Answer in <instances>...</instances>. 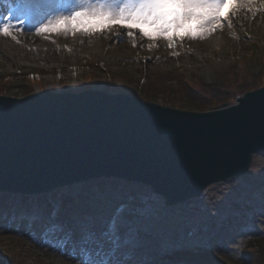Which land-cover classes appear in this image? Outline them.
Returning a JSON list of instances; mask_svg holds the SVG:
<instances>
[{
  "label": "rangeland",
  "instance_id": "374dc122",
  "mask_svg": "<svg viewBox=\"0 0 264 264\" xmlns=\"http://www.w3.org/2000/svg\"><path fill=\"white\" fill-rule=\"evenodd\" d=\"M245 2L235 0L230 1V5ZM18 3L19 0H4L0 4L4 10L0 24L18 15L15 23L23 20L21 27L28 25L30 20H34L32 29L43 25V14L35 16L34 12L19 11ZM252 3L255 14L240 8L238 14L233 16L226 8L227 20L211 36L204 40L178 41L174 49H169L166 41L158 40L149 51L151 42L138 35L137 46L133 47L124 31L120 32L122 42L114 33L75 37L69 34L65 38L51 33L31 38L16 34L19 43L10 37L0 36V85L8 90L0 95L25 97L28 89L31 91L29 94L45 90L80 92L101 89L125 92L139 98L136 95L138 92L155 94L157 100L141 99L169 106L172 101H181L177 95L181 99L189 98L192 93H188L190 87L203 88L213 98L226 95L230 87L236 86L240 80L248 84L244 87L251 89L240 95L256 90L264 87L262 84L250 85L251 80L264 76V11L260 10L264 0H252ZM10 10L14 11V15L7 16ZM45 10L47 16L51 9ZM39 19H42L41 22ZM228 22L232 23V28L227 27ZM173 53L179 55L174 56ZM253 86L258 88L252 89ZM195 99L198 100L197 97ZM223 104L225 102L221 101L217 107ZM74 188L99 189L104 197H81L82 203L88 206L87 213L79 209L63 212L60 218L57 217L60 228L47 231V226L52 222L39 219L31 222L37 228L32 226L29 229L23 225L24 217L18 218L19 227L16 228L17 220H13V216L8 219L7 213L5 221L0 213V257L6 258L9 264H80L69 253L81 255V245H74L70 240L74 212L102 217L112 202H119L132 190L143 191L149 203L154 204L150 198L154 191L150 187L106 178L52 193L59 194ZM238 196L248 198L252 207L245 211L235 210L230 214V225L225 228V211L233 208L232 201ZM158 211L167 223L164 243L175 245L179 250L170 256L158 258L157 264L182 262L179 254L190 249L210 255L216 260L214 264H246L242 257L246 243L264 235V154L254 155L246 175L211 186L201 199L159 208ZM259 259L252 258L249 264H262L263 260Z\"/></svg>",
  "mask_w": 264,
  "mask_h": 264
},
{
  "label": "water",
  "instance_id": "95a60500",
  "mask_svg": "<svg viewBox=\"0 0 264 264\" xmlns=\"http://www.w3.org/2000/svg\"><path fill=\"white\" fill-rule=\"evenodd\" d=\"M261 153L264 87L204 112L101 89L0 95V194L106 178L150 187L170 208L246 175Z\"/></svg>",
  "mask_w": 264,
  "mask_h": 264
},
{
  "label": "snow or ice",
  "instance_id": "6c2138e0",
  "mask_svg": "<svg viewBox=\"0 0 264 264\" xmlns=\"http://www.w3.org/2000/svg\"><path fill=\"white\" fill-rule=\"evenodd\" d=\"M63 0H19L17 9L39 14L44 8L62 5ZM235 16L240 8L255 14L252 0L234 3L230 0H74L66 12H59L36 28V35L57 33L73 37L107 35L114 33L122 42L118 30L136 47L137 35L151 42L164 40L169 49L184 40H204L219 29L227 20L224 9ZM264 11V5L260 8ZM8 21L0 24V36L10 37L19 43L16 33L22 32L19 24ZM232 28V23H227ZM178 56L179 53H173ZM71 196L103 199L99 189L74 188L59 194L58 199ZM151 201L143 191L132 190L119 202H112L108 211L97 217L81 214L72 216L70 240L81 245L75 257L80 264H157L158 258L170 256L179 250L175 245L164 243L167 228L165 218L158 211L167 208L159 194L151 193ZM53 225V228H60Z\"/></svg>",
  "mask_w": 264,
  "mask_h": 264
},
{
  "label": "trees",
  "instance_id": "16d2710c",
  "mask_svg": "<svg viewBox=\"0 0 264 264\" xmlns=\"http://www.w3.org/2000/svg\"><path fill=\"white\" fill-rule=\"evenodd\" d=\"M251 82L252 83L250 85H255V86L256 84L258 86H260L261 84L264 85V76H259L258 78H255V80H251ZM244 86H248V84L240 80L239 83L236 84V86L230 87L226 95H220L222 97L218 96L216 98H213L214 96L208 93L203 88L190 87L191 89L190 91H188V93L191 92L192 93L191 95H189L190 96L189 98L185 97L181 99V97L177 95V99H180L181 101L179 100L172 101L173 103H169L170 105L169 104L168 105L188 111L204 112L216 108L221 103V101L222 103L234 102V100H236L237 96H239L240 93L247 90H251V89H247V87ZM251 88L255 89L258 87L253 86ZM28 90L24 93L25 95L31 93V91ZM7 91L8 90L6 89L5 86L0 85V94H5L7 93ZM198 92L200 93L198 94ZM136 95L140 96L143 99H152V100L158 99V96L155 94L151 95V94L138 92ZM196 97L198 98V100L195 99ZM216 100H218L217 103ZM59 194L55 192L49 195H41L39 197L37 196L26 197V196H15L12 194H0V208L2 210H8V209L13 210L14 214L19 215V217L21 218L27 217L28 219L37 218L46 221H51L52 225H49L51 229L53 228V225H59V223L54 219L56 216L57 217L62 216L63 212H72V210L79 209V211L83 213H87L86 211L88 206L82 203L81 197L78 200L73 199L71 196L65 197L63 199H58ZM235 199L236 200L232 201L233 208H227V211H225V215H224L225 218L223 219V225L225 226V228H227L230 225V221H231L230 214H233L235 210L238 209L241 211H245L252 207V202L248 200V198L238 196ZM200 252L201 251H196V250L193 251V249H190L189 251L184 252L183 254L180 253L179 256L182 257L180 258L182 262H178L177 264H214L216 260L210 257V255L206 256L205 254H202ZM263 253H264V235L260 236L258 239L255 240L250 239L246 243L245 248L243 249L242 257L245 259L246 264H249L252 258L256 260L257 259L260 260L259 257L263 260L262 264H264ZM204 261L207 262L204 263Z\"/></svg>",
  "mask_w": 264,
  "mask_h": 264
},
{
  "label": "bare ground",
  "instance_id": "6f19581e",
  "mask_svg": "<svg viewBox=\"0 0 264 264\" xmlns=\"http://www.w3.org/2000/svg\"><path fill=\"white\" fill-rule=\"evenodd\" d=\"M3 1L4 0H0V4H2L3 3ZM230 1H235V0H230ZM73 3H74V0H63V4L62 5H56V6H53V7H50V12H47V16L44 14L45 12H46V8H44V11L42 10L39 14H37L36 12H34L35 13V16H39L40 14L42 15L43 14V21H42V23L44 24V23H47V20L49 19V18H51L52 16H55L56 14H58L59 12H66V11H68V8L69 7H71L72 5H73ZM16 11V10H15ZM3 12H4V10L3 9H1L0 8V16L3 14ZM7 14V16H11V15H14V11H9L8 13H6ZM17 16L18 15H16V16H13L12 17V19H11V22L12 23H15V21L17 20ZM5 18V17H4ZM41 20L42 19H39V21L41 22ZM8 21V20H7ZM7 21H5V22H7ZM38 21V23H40ZM4 22V23H5ZM28 23V25H25V27H21L22 28V32H20V33H16L17 35H19L20 37H24V36H27V37H37L38 35H36V26H34V28L32 29V27H33V24H34V21H29V22H27ZM16 24V23H15ZM29 27V28H28ZM119 31V33L121 32V31H124V30H118ZM51 34H56L55 36H62L61 38H65V37H67V36H70L69 34L68 35H64V34H57V33H51ZM23 35V36H22ZM2 38H6V37H3V36H1ZM32 40V39H31ZM4 214L2 213V216H3ZM69 253H71L72 254V257L73 258H75L76 257V252H69ZM71 254H68L67 256H70Z\"/></svg>",
  "mask_w": 264,
  "mask_h": 264
}]
</instances>
